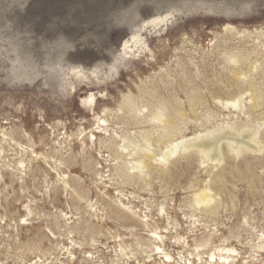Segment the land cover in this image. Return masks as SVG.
Segmentation results:
<instances>
[{
  "label": "rangeland",
  "instance_id": "1",
  "mask_svg": "<svg viewBox=\"0 0 264 264\" xmlns=\"http://www.w3.org/2000/svg\"><path fill=\"white\" fill-rule=\"evenodd\" d=\"M0 264H264V0H0Z\"/></svg>",
  "mask_w": 264,
  "mask_h": 264
},
{
  "label": "bare ground",
  "instance_id": "2",
  "mask_svg": "<svg viewBox=\"0 0 264 264\" xmlns=\"http://www.w3.org/2000/svg\"><path fill=\"white\" fill-rule=\"evenodd\" d=\"M132 40L133 41H136V37L135 36H132ZM127 45V41H125V44H124V46H126ZM247 138L248 139H246V140H248V143L249 144H251L253 141H254V139H255V132L254 133H252V131L247 135ZM250 139V140H249ZM254 143V142H253ZM255 144V143H254ZM198 146V145H197ZM239 146V145H238ZM246 146H248V145H246ZM255 147V146H254ZM176 148H178V146H176ZM175 148V149H176ZM238 148V147H237ZM250 148V147H249ZM253 149V148H252ZM239 151V150H238ZM172 150H169V152L168 153H166V154H164L163 155V158L165 159L166 157H168V155H172ZM140 164V163H139ZM138 164V165H139ZM142 166V165H141ZM200 199H199V202L198 203H200V202H204V203H206V202H208L209 201V199H208V196L207 195H203V196H200L199 197ZM157 236V235H156ZM158 237V236H157ZM160 238V237H159ZM159 249H160V247H158ZM157 248V249H158ZM158 249V250H159ZM157 250V251H158ZM159 252H160V250H159ZM167 257H170L169 255H166ZM212 257H213V255H212ZM221 259L223 260V261H225V262H227L228 261V259L227 258H225V257H221Z\"/></svg>",
  "mask_w": 264,
  "mask_h": 264
}]
</instances>
